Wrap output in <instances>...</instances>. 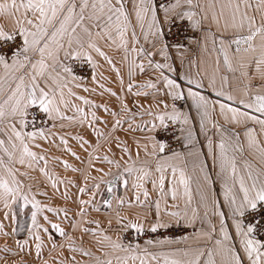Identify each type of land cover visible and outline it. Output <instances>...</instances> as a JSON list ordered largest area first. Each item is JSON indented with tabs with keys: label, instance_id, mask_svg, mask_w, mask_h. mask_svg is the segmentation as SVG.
Instances as JSON below:
<instances>
[{
	"label": "snow or ice",
	"instance_id": "6c2138e0",
	"mask_svg": "<svg viewBox=\"0 0 264 264\" xmlns=\"http://www.w3.org/2000/svg\"><path fill=\"white\" fill-rule=\"evenodd\" d=\"M0 237L4 264H264V0H0Z\"/></svg>",
	"mask_w": 264,
	"mask_h": 264
},
{
	"label": "crops",
	"instance_id": "0c3cea01",
	"mask_svg": "<svg viewBox=\"0 0 264 264\" xmlns=\"http://www.w3.org/2000/svg\"><path fill=\"white\" fill-rule=\"evenodd\" d=\"M209 48H211V45H209ZM188 55H189V57H192V56L194 55L195 58L197 59V61H199V60L201 59V56H202V54L199 52V50H196V51H194V52H191V53H189ZM204 59H205V61H206L204 67H208V64H209L212 60H214V57L209 58V57H207V55H204ZM209 70H210V69H209ZM191 71L195 72V69H191ZM105 74H106V75H109V73H107V72H106ZM112 78H113V80L115 79L114 76H113ZM137 79L140 80V79H143V77H137ZM106 86L113 88L114 91H119V85H118V83L109 82V83H107ZM134 90H135V89H134ZM92 98L95 99L98 103H108L110 107L116 106V100H115V98H114V97H110V96L107 95V94H105L104 96L94 95ZM131 99H132V98L129 96V97H128V101H129V103H131ZM100 114H101V115H104V113H103L102 110H101ZM192 115H193V117L195 118V112H194V111H193ZM220 122L223 123L222 120H220ZM194 128H195V132L197 133L198 139L201 141V143H203V136L200 135V133H199V125H198V122L195 121V120H194ZM66 131L74 132L75 129L70 128V129H67ZM179 151H180V152H185V153L187 152V149H185V148L183 147V141H182V140L180 141V149H179ZM203 151L206 152L207 149L205 148V149H203ZM81 154H82V153H81ZM82 155H83V154H82ZM141 156L143 157V153H141ZM192 159H193V158H191V157H187V156H185V157L183 158V163H181L179 160L177 161V163H178L181 167H184L185 164H187V167H185V173H186L187 176H190V177L192 178L191 189H192L193 199L195 200V199L198 198V197H197V193H196V187H197L196 181H197V178L199 177L200 174H199L198 170H194V169L192 168V166H191V160H192ZM70 162H73V161L70 160ZM206 162H207V164L209 165V168H210V167H211V163H212L211 160H207ZM57 170L60 171L61 174H64L63 171H62V169H57ZM67 175H73V174L69 172V173H67ZM169 175H171V173H169ZM148 187H149V189H151V185H150V184L148 185ZM217 189H218V185H217ZM73 192H75V189H73ZM121 194H123V192H122ZM104 195H106V193H105ZM54 203H55V204H62L63 201L55 200ZM69 206H70V207H74V205H69ZM93 215H96V214L93 213ZM17 238H18V239H23V235L18 234V235H17ZM7 241H12V239L9 238V239H7ZM7 241H5L4 238L0 237V243H1V242L5 243V242H7ZM87 241H88V238L85 237V246H86V247H87V246H90V245L87 243ZM93 250H94V249H93ZM1 254L3 255L2 257H5V258H6V254H5V253L0 252V257H1ZM54 255H55V254H54ZM65 255H67V253H65ZM77 259L79 260V259H81V257L77 256ZM85 259H86V258H85Z\"/></svg>",
	"mask_w": 264,
	"mask_h": 264
},
{
	"label": "built area",
	"instance_id": "2783aa9c",
	"mask_svg": "<svg viewBox=\"0 0 264 264\" xmlns=\"http://www.w3.org/2000/svg\"><path fill=\"white\" fill-rule=\"evenodd\" d=\"M177 135H179V133H177ZM170 143H171V147L173 149H176L179 151L180 149V142L177 143L173 140L170 139ZM187 231H191V229H187ZM182 231H181V228L179 227H173L167 231L161 229V230H158V232L155 234L156 236H163V235H171V236H176V235H182ZM149 235H153L151 233H149Z\"/></svg>",
	"mask_w": 264,
	"mask_h": 264
},
{
	"label": "rangeland",
	"instance_id": "374dc122",
	"mask_svg": "<svg viewBox=\"0 0 264 264\" xmlns=\"http://www.w3.org/2000/svg\"><path fill=\"white\" fill-rule=\"evenodd\" d=\"M160 230H161V229H160ZM21 235H23V234H21ZM13 243H14L13 240H12V241H7V244L9 245V247H12V246H13ZM3 244H4L3 242L0 243V245H3ZM2 256H3V255L1 254V257H2ZM6 259L11 260V259H15V258L6 255ZM0 264H4V260H3V259H0Z\"/></svg>",
	"mask_w": 264,
	"mask_h": 264
}]
</instances>
